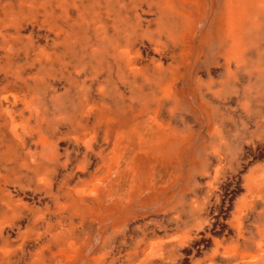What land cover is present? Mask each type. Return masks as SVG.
Wrapping results in <instances>:
<instances>
[{
  "label": "rangeland",
  "instance_id": "374dc122",
  "mask_svg": "<svg viewBox=\"0 0 264 264\" xmlns=\"http://www.w3.org/2000/svg\"><path fill=\"white\" fill-rule=\"evenodd\" d=\"M0 264H264V0H0Z\"/></svg>",
  "mask_w": 264,
  "mask_h": 264
}]
</instances>
